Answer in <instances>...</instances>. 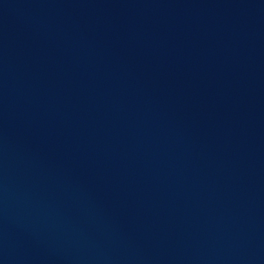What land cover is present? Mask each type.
Returning <instances> with one entry per match:
<instances>
[{"label":"water","instance_id":"95a60500","mask_svg":"<svg viewBox=\"0 0 264 264\" xmlns=\"http://www.w3.org/2000/svg\"><path fill=\"white\" fill-rule=\"evenodd\" d=\"M0 264H264V0H0Z\"/></svg>","mask_w":264,"mask_h":264}]
</instances>
